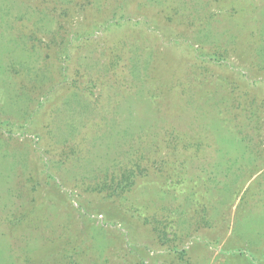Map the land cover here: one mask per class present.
Masks as SVG:
<instances>
[{
  "label": "rangeland",
  "instance_id": "rangeland-1",
  "mask_svg": "<svg viewBox=\"0 0 264 264\" xmlns=\"http://www.w3.org/2000/svg\"><path fill=\"white\" fill-rule=\"evenodd\" d=\"M0 264H264V0H0Z\"/></svg>",
  "mask_w": 264,
  "mask_h": 264
},
{
  "label": "trees",
  "instance_id": "trees-1",
  "mask_svg": "<svg viewBox=\"0 0 264 264\" xmlns=\"http://www.w3.org/2000/svg\"><path fill=\"white\" fill-rule=\"evenodd\" d=\"M132 183H133V180H132V181H130L129 185H132ZM126 187H127V186H126Z\"/></svg>",
  "mask_w": 264,
  "mask_h": 264
}]
</instances>
